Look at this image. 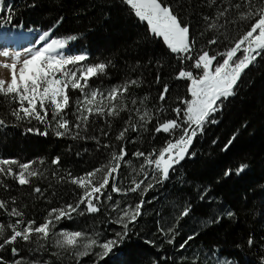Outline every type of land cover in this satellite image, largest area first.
Returning <instances> with one entry per match:
<instances>
[{"label": "trees", "instance_id": "trees-1", "mask_svg": "<svg viewBox=\"0 0 264 264\" xmlns=\"http://www.w3.org/2000/svg\"><path fill=\"white\" fill-rule=\"evenodd\" d=\"M0 2L3 5L0 34L36 39L50 30L51 39L76 35L78 39L66 48L70 55L86 53L87 64L110 62L106 75L90 81L92 88L109 90L132 79L140 81L139 86L130 87L126 94L131 111L121 112L117 117H93L86 132L73 128V134L79 131L82 137L96 136L99 143L92 139L57 137L51 132L47 136L29 133L27 128L43 130L44 125L36 121L31 124L15 121L9 114V104L0 98V117L8 125L0 127V158L20 162L43 158L46 162L36 165L44 175L41 179L32 178L30 185L20 186L9 178L5 180L8 188L0 187V199L8 200L10 207L22 210L25 220L34 219L40 223L52 208L75 204L82 190L70 183L67 174L80 176L106 164L110 153L118 152L121 146L127 152L117 177L122 192L111 193L113 201L101 197L98 213L82 216L73 213L72 218L63 219L55 231H81L91 236L99 233L101 239L110 238L122 230L119 225L110 223L117 215L111 210L113 202L119 201L124 207L135 205L141 198L145 200L142 216L130 226L132 234L104 260H97L93 254L77 261L70 252L53 247L52 240L48 241V251L43 252L30 251L36 248L34 243L18 242L16 246L21 250V257L50 261V264H223L224 261L227 264H264V56L258 57L242 75L235 95L223 102L222 110L214 116L218 122L207 123L203 132L194 138L190 148L194 156L175 165L163 183L151 180L152 170L145 165L150 177L142 187L148 182L155 186L141 196L139 190L135 193L127 191L130 186L134 187L133 179L144 178L139 171L143 158H137L133 153L159 150L172 138L166 133H156L154 129L159 121L176 118L172 109L181 106V100L190 98L187 93L190 81L176 77L181 68L192 70V62L181 63L161 39L151 35L146 22L135 17L123 0ZM165 3L190 25L196 49L208 50L210 55L225 50L231 38L245 26L236 20L235 9L226 17L216 19L217 9L227 6L224 0H216L215 4H210V0H165ZM9 13L11 21L7 19ZM204 17L210 19L206 21ZM57 21L60 22L57 24ZM213 23L217 27H210ZM212 39L217 40V44H209ZM165 84L169 91L166 99L161 101L159 97ZM69 95L73 107L67 110L68 118L74 123L71 113L81 94L73 90ZM131 99H136L137 104L131 105ZM137 108L140 112L135 111ZM144 111L152 113L153 119L140 126L139 116ZM129 120L137 125V129L129 128L125 139L117 140ZM230 140L232 143L225 150ZM106 144L111 147L105 148ZM55 157L60 158L58 166L51 164ZM241 164L247 167L237 175L236 169ZM229 169L232 174L226 176ZM36 186L42 189V194L33 191ZM205 192L207 195L201 199ZM12 198H15V205L11 204ZM84 207L81 205V209ZM186 207L190 208L189 215L180 218ZM227 211L234 212L235 216L229 218L225 215ZM217 217H222L218 223L214 222ZM0 221L12 222L3 210H0ZM158 228L165 232L175 228L179 235L173 244H168L166 241L171 233L161 234ZM197 233L184 249L179 248L189 235ZM250 238L254 241L251 245L248 243ZM145 240H153L155 245L150 246ZM53 252H61V255L54 256ZM0 256L9 262L15 259L10 246L0 252Z\"/></svg>", "mask_w": 264, "mask_h": 264}, {"label": "snow or ice", "instance_id": "snow-or-ice-1", "mask_svg": "<svg viewBox=\"0 0 264 264\" xmlns=\"http://www.w3.org/2000/svg\"><path fill=\"white\" fill-rule=\"evenodd\" d=\"M130 7L135 17L141 22H146L147 29L154 38L162 40L164 45L175 54L181 63L191 61V69L181 68L177 79L190 81L187 93L190 98L181 100V106L175 107L172 111L176 118L159 121L154 131L156 133H166L172 138L168 139L159 150L151 153L136 151L133 155L143 158L144 163L140 167L143 179L132 180L134 187L130 186L128 192L135 193L138 190L143 196L148 190L155 186L149 181L163 183L169 178L174 166L178 165L186 157L194 156L190 152L194 138L203 132L207 123H217L215 114L222 110L223 102L235 95V89L245 71L253 65L258 57L264 56V0H224L226 7L217 9L216 19L226 17L228 13L235 9L237 11L236 20L245 26L233 36L230 45L223 51L209 54L208 50L196 49V41L190 33V25L186 24L173 8L165 3V0H123ZM216 0H210V4H215ZM0 10H3L0 2ZM7 19L12 20L9 13ZM208 21L209 17H204ZM62 20V18H61ZM60 21H57V24ZM234 23L236 21H229ZM210 27H217L211 24ZM51 31H44L39 37V41H44L42 47L26 49L21 52L0 51V98H3L10 106L9 114L17 122L36 121L44 125L41 130L38 127H29L27 132L47 136L49 132L57 137L71 136L73 139H92L99 143L96 136H81L77 131L73 134V128L87 131L90 120L93 117H117L121 112L131 111L126 94L132 86H139L140 81L132 79L122 85L113 86L109 90L92 88L90 81L100 75H106L110 62H99L95 64L85 63L88 60L86 53L76 55H66L64 50L71 41L78 39L76 35H69L66 38H52ZM209 44H217V40L212 39ZM159 82V77L157 78ZM79 91L81 94L74 102V111L71 115L75 118L73 123L68 118V109L73 107L70 91ZM168 85L165 84L160 94L161 101L166 99ZM147 99V97H145ZM131 105H136L137 100L131 99ZM15 105V107H11ZM140 112V109H135ZM164 111V109H160ZM51 117V118H49ZM131 119V118H130ZM153 114L144 111L139 116L142 122L140 126L151 123ZM127 123V127L119 132L116 139L124 140L129 128L132 131L137 129L136 124ZM54 125V126H53ZM8 126L6 120L0 117V127ZM105 136L107 132L103 133ZM234 139V137L232 138ZM232 140L225 146V150L231 145ZM105 148L111 145H104ZM127 152L121 146L119 151L110 153L108 162L83 175L73 177L71 173L67 176L70 183L82 190L78 201L75 204H67L65 207L52 208L43 222L36 220H25L24 212L16 206H9V201L0 199V210L11 219L12 222L0 221V252L5 251L10 246L12 256L15 258L11 262L5 261L0 256V264H50V261L39 259L27 260L20 256L21 250L16 246L22 241L26 244H35V249L30 251H48L47 244L52 240V246L61 251L70 252L77 261L81 258L95 255L97 260H104L117 247L132 234V228L138 218L142 216V208L145 204L143 198L135 205L120 206L119 201H114L111 210L116 212V218L110 223L119 225L121 231H117L112 237L101 239L100 234L88 235L81 231L61 230L56 232L57 225L63 219H71L73 213L79 215L95 214L100 211L98 204L101 197H106L108 201H113L111 193H121L122 189L117 184V177L121 163L125 161ZM45 160L40 158L28 162H20L13 158H0V187L8 188L6 179H12L20 186L30 185L32 178L41 179L43 171L36 165H45ZM130 163V162H129ZM52 165H59L60 158L51 160ZM247 165L241 164L236 169V174L242 173ZM229 169L225 175H231ZM53 175L57 173L53 172ZM64 177H59L63 179ZM110 187V191H109ZM37 194H42V189L38 186L33 188ZM207 195L205 192L201 199ZM15 198L11 204L15 205ZM81 205L85 207L81 209ZM190 208L186 207L181 213V217L189 215ZM229 218L235 216L232 211L225 213ZM222 217H217L214 222L218 223ZM158 232L164 235L171 233L167 239L168 244L175 242L179 235L175 228H169L167 232L163 228H158ZM189 235L180 245L184 249L195 236ZM150 246L155 245L153 240H145ZM254 241L250 238L248 243ZM99 251H94L95 249ZM59 257L61 252L51 253ZM223 264H227L224 261Z\"/></svg>", "mask_w": 264, "mask_h": 264}, {"label": "rangeland", "instance_id": "rangeland-1", "mask_svg": "<svg viewBox=\"0 0 264 264\" xmlns=\"http://www.w3.org/2000/svg\"><path fill=\"white\" fill-rule=\"evenodd\" d=\"M3 35L0 34V51L7 50L9 52L19 51L23 55L26 49L35 48L38 49L43 46L44 41H39V39H33L28 36H19V35ZM51 39V38H49ZM66 55L70 53L65 49ZM2 58V57H0ZM3 71V70H0Z\"/></svg>", "mask_w": 264, "mask_h": 264}]
</instances>
